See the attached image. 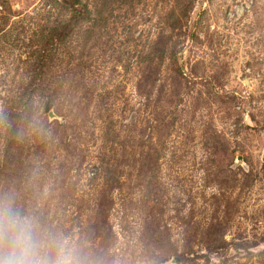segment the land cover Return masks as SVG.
<instances>
[{"label": "rangeland", "instance_id": "1", "mask_svg": "<svg viewBox=\"0 0 264 264\" xmlns=\"http://www.w3.org/2000/svg\"><path fill=\"white\" fill-rule=\"evenodd\" d=\"M0 191L97 264H264V0H0Z\"/></svg>", "mask_w": 264, "mask_h": 264}, {"label": "clouds", "instance_id": "2", "mask_svg": "<svg viewBox=\"0 0 264 264\" xmlns=\"http://www.w3.org/2000/svg\"><path fill=\"white\" fill-rule=\"evenodd\" d=\"M0 264H97L84 244L54 231L15 194L0 191Z\"/></svg>", "mask_w": 264, "mask_h": 264}, {"label": "water", "instance_id": "3", "mask_svg": "<svg viewBox=\"0 0 264 264\" xmlns=\"http://www.w3.org/2000/svg\"><path fill=\"white\" fill-rule=\"evenodd\" d=\"M239 160V159H238Z\"/></svg>", "mask_w": 264, "mask_h": 264}]
</instances>
